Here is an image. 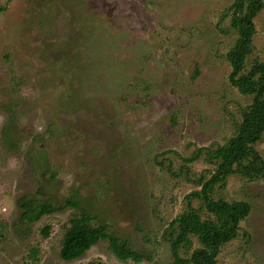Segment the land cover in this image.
Masks as SVG:
<instances>
[{"label": "rangeland", "instance_id": "1", "mask_svg": "<svg viewBox=\"0 0 264 264\" xmlns=\"http://www.w3.org/2000/svg\"><path fill=\"white\" fill-rule=\"evenodd\" d=\"M234 3L0 0V264H175L174 220L190 206L213 218L189 198L216 172L207 149L235 136L253 102L230 83ZM254 23L245 73L264 63V8ZM256 150L264 160V135ZM213 197L251 205L218 264H264V177L232 174ZM22 199L56 211L28 223ZM84 213L144 260H120L107 239L65 260ZM190 239L182 258L202 248Z\"/></svg>", "mask_w": 264, "mask_h": 264}, {"label": "trees", "instance_id": "2", "mask_svg": "<svg viewBox=\"0 0 264 264\" xmlns=\"http://www.w3.org/2000/svg\"><path fill=\"white\" fill-rule=\"evenodd\" d=\"M263 8V0H235L233 4L232 26L238 30L239 38L227 54L233 67L230 83L241 94L252 96L253 102L243 111V120L235 136L216 150L207 149L209 164L215 165L216 172L209 179L201 177L198 181L201 190L192 193L189 198L201 200L203 207L213 218L202 219L199 210L190 206L188 212L174 220L171 225H177L179 230L171 242L175 264H218L217 257L222 247L237 237L240 223L249 215L251 205L247 202L214 199L216 186L232 174L251 180L264 177V160L256 150V145L264 135V63L256 62L247 73L244 72L246 59L252 53V39L256 34L254 19ZM203 150L205 149H199L193 157L184 161L199 159ZM67 204L79 207L78 203L70 200ZM19 206L23 210L21 220L28 223H34L56 211L49 202L36 204L34 200L22 199ZM90 222L91 217L87 213H84V217L73 220L62 245V257L65 260L79 258L100 239L109 240L114 254L122 261L141 263L144 260L141 254L130 249L127 242L120 241L114 234H108L106 226L92 227ZM49 228L43 230L45 237L49 236ZM191 235L198 238L202 248L194 250L189 257L182 258L179 249L181 246L187 249L192 246ZM37 254L38 250L33 248L31 256L36 258Z\"/></svg>", "mask_w": 264, "mask_h": 264}]
</instances>
